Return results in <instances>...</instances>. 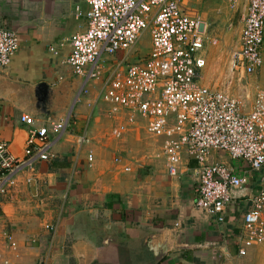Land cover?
<instances>
[{
  "label": "crops",
  "instance_id": "1",
  "mask_svg": "<svg viewBox=\"0 0 264 264\" xmlns=\"http://www.w3.org/2000/svg\"><path fill=\"white\" fill-rule=\"evenodd\" d=\"M76 7L88 9L84 0H0V29L19 36L18 52L0 74V143L23 157L28 127L22 123V115L34 117L40 125L57 122L70 114L74 100L79 99L72 128L61 136L50 135L56 158L36 163L34 171L21 172L15 190L0 197V259L14 264L264 261V244L251 248L245 258L238 257L248 199L245 204H231L223 223L195 206V161L184 156L179 178L170 177L163 140L151 136L162 142L161 155L158 162L149 161L148 167L135 168L128 158L115 157L112 148L118 150V143L105 152L108 145L101 144V124L96 117L99 103L104 104L97 102L99 85L89 87V95L81 94L83 79L66 64L70 54L67 41L84 26L76 17ZM40 85L43 87L38 89ZM112 120L114 128L120 121ZM140 129L147 133L144 121L138 119L115 140L125 142L130 132ZM82 136L92 142L80 145ZM134 139L138 134L131 137ZM219 156L223 154H214L213 161L220 162ZM251 191L255 193L256 188ZM7 234L14 238L15 250L10 248ZM153 247L160 248V258Z\"/></svg>",
  "mask_w": 264,
  "mask_h": 264
},
{
  "label": "built area",
  "instance_id": "2",
  "mask_svg": "<svg viewBox=\"0 0 264 264\" xmlns=\"http://www.w3.org/2000/svg\"><path fill=\"white\" fill-rule=\"evenodd\" d=\"M186 1L84 0L88 9L76 7L75 12L86 25L67 41L70 54L66 64L83 79L81 94L89 95V87L99 85L97 102L106 104L110 108L107 114L120 121L112 129L114 139H121L141 119L149 136L163 140L170 177L179 178L184 156L197 163L198 209L223 223L231 204L249 197L238 238V257L245 258L251 248L264 244V89L256 91L249 110L244 111L232 94L201 83L209 48L217 40L209 36L211 25ZM227 1L232 7L242 2ZM243 13L238 46L231 55V72L241 82L257 76L264 65V0H245ZM147 32L151 52L132 62L130 57ZM18 50V34L1 28L0 74L12 64ZM50 51L57 53L54 48ZM21 121L28 127L24 156L13 155L0 143V197L15 190L21 172L34 171L36 163L56 158L50 135L67 132L73 118L70 113L60 121L40 125L24 114ZM91 142L88 136L78 141L80 145ZM214 154L242 161L243 174L213 161ZM89 161H93L92 154ZM116 162L122 163V159ZM125 170L131 171L129 167ZM6 238L15 250L14 238L10 234Z\"/></svg>",
  "mask_w": 264,
  "mask_h": 264
},
{
  "label": "rangeland",
  "instance_id": "3",
  "mask_svg": "<svg viewBox=\"0 0 264 264\" xmlns=\"http://www.w3.org/2000/svg\"><path fill=\"white\" fill-rule=\"evenodd\" d=\"M188 7L199 11L204 19L211 25L209 36L217 40V45L210 46L208 52V66L203 72L202 84L215 89L224 90L243 104L244 111L249 110L253 97L258 89H264V65L257 76L247 78L243 82L240 77L231 72V55L237 48L240 32L242 30V18L245 0L239 6L232 7L227 0H187ZM80 24L86 25V20L82 19ZM151 52L150 34H144L143 40L138 45V51L130 57L132 62L147 58ZM262 58L264 63V43L262 46ZM92 85V84H91ZM79 99H75L71 114H73ZM101 104V105H100ZM106 105L99 103L96 110V117L100 122L101 144L108 145L107 151H111V145L119 144L118 150H112L116 156L128 158L135 168L148 167L149 161L159 160L161 155L162 142L150 139L145 130L132 131L125 139L115 140L111 136V130L115 121L107 114ZM141 120V119H139ZM138 134V139L131 141V137ZM141 136V137H140ZM125 138V137H124ZM106 149V147H105ZM109 149V150H108ZM117 151V152H115ZM220 162H227L235 171V174H243L245 165L242 161L232 160L227 154L219 156ZM218 160V161H219ZM259 174H255L258 179ZM246 201H243L245 204ZM243 211L244 205L241 206ZM252 258V256H250ZM253 264H264V261L255 258ZM250 263V264H251Z\"/></svg>",
  "mask_w": 264,
  "mask_h": 264
},
{
  "label": "water",
  "instance_id": "4",
  "mask_svg": "<svg viewBox=\"0 0 264 264\" xmlns=\"http://www.w3.org/2000/svg\"><path fill=\"white\" fill-rule=\"evenodd\" d=\"M43 87V85H40L39 87H38V89H40V88H42ZM249 197H247L246 199H248ZM166 248V246H164V249ZM159 247H153V251H154V253H155V255L158 257V258H160L161 256H162V252H161V250L159 251Z\"/></svg>",
  "mask_w": 264,
  "mask_h": 264
}]
</instances>
